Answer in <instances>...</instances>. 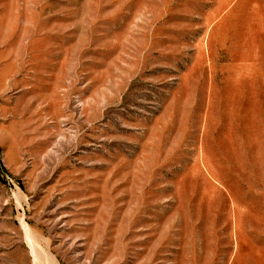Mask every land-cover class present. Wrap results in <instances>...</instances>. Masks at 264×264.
Listing matches in <instances>:
<instances>
[{
  "label": "rangeland",
  "instance_id": "1",
  "mask_svg": "<svg viewBox=\"0 0 264 264\" xmlns=\"http://www.w3.org/2000/svg\"><path fill=\"white\" fill-rule=\"evenodd\" d=\"M0 264H264V0H0Z\"/></svg>",
  "mask_w": 264,
  "mask_h": 264
}]
</instances>
